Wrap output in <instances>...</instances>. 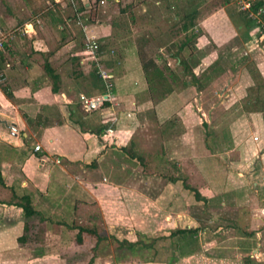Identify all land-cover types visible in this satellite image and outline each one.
Returning <instances> with one entry per match:
<instances>
[{
    "label": "crops",
    "instance_id": "obj_1",
    "mask_svg": "<svg viewBox=\"0 0 264 264\" xmlns=\"http://www.w3.org/2000/svg\"><path fill=\"white\" fill-rule=\"evenodd\" d=\"M53 1L56 4L53 2L51 5H49L51 7L57 6L62 12H64L62 8L65 4L64 0ZM107 1L109 3L111 0ZM114 1H116V4L120 5L121 14H125L128 10L132 11L129 26L125 27L122 24V22L127 21H120L114 18L110 22H102L97 31L91 30V33L98 37L101 42V47L103 46L104 49L103 53L100 51L101 53L97 61L93 58H84L83 55L85 53L86 32L83 29L84 39L82 40V43L79 42V37L76 34L78 27L77 23L75 24L73 21H71L70 17H66L67 13H64L63 15L65 17L64 22H54L51 18H49L48 15H45L41 12L36 14L33 9L34 5L32 2H30V0H18L15 2V9L17 11L14 13H11L9 9L5 10L3 13L4 16L2 17L3 19L1 20L3 23L0 22V36L4 35L6 39L9 36V38L5 42V45L7 44V46H4L3 48V52L5 53V63L3 64L2 72L4 73L3 83L12 93V96L10 97L6 94L0 82V131L4 129V135L9 137L6 138V136H0L1 162L4 163L5 160L9 159L8 161H10L12 165H21L31 162L37 164L38 167H45V164H47V166H53L59 164L62 160L61 154L58 153L56 149H58L60 146H62L61 144H63L65 147L64 149H67L69 153L67 157L70 158V162L80 161L82 158V163L89 165V161L92 157L97 155L99 156L101 153L103 154V152L107 150V144L109 141H105L100 135H98V133L95 131H90L87 128H96L97 125L102 124L106 131V133L103 135V138L105 139L108 136L109 127L113 129V132L120 130H122V132H129V139H131V145L129 146H132L135 149V147H138L137 141L141 140L139 137L140 132H144L147 127L151 126L150 123L152 122L154 125H157L160 128V132L162 133L161 135L163 137V143L161 144V149L164 153L162 163L164 165H171L176 168V174L179 176L178 182L185 178L184 176L181 177L183 164L179 159L174 160L169 157L170 149L176 150L178 148L177 151L180 152L178 157H184L185 160V154L187 150H190V154L192 155L191 159L194 162V170L198 169L203 179L207 178L204 176L202 169V165H204L203 162L211 161V164L214 163L216 166V173L218 175L216 176L217 179L214 181L215 187L211 189V196L209 197L201 189H198L200 194L206 198V201L204 199H200V202L204 201V204L208 206L210 205L209 203H212L213 205L214 202L222 204H214L213 207V210L215 211L214 213L219 214L212 215L213 222L217 224L216 227L218 226L219 220L224 217L228 220V227H237L243 233V236H240L241 239L239 241L227 240V242L224 243V245L227 247V252L231 251L228 249L239 248L241 246L242 249L255 253L257 252L261 255L257 260H254L253 253L249 252L244 259L245 264H250L246 262V259L249 257L251 260H253V264H260L262 262L261 259L264 260V249H262V246L264 245V186H261V183L257 180L253 181L254 189H251L250 191H260L258 194L259 203L257 204L259 206H254L255 211L254 209L250 212L245 211L246 214H251V218H253V220L254 218H257L255 219L256 221H253L255 225L250 226V224H240V222H238L239 217H236V215H228L236 214L238 212L237 204H241V202L244 200L243 198L249 195V190L247 189L246 184L243 185L245 182H241L247 180V178L256 172V165L264 166V111L260 109L250 110L247 109L246 106V110L244 109L242 111L240 109L241 105L239 106L241 101L246 102L248 90L251 85L254 84V79L251 77V75L248 76L246 82H243L244 89L232 93L229 92L231 87L229 84L232 80V78L229 77L226 82V85L229 86V90L225 92L224 96L220 95L213 97V99H218V103L215 105L211 104L209 108V105L207 106L204 101L206 95L205 91L209 87L198 89L197 86L190 84L189 88H180L174 90L173 92L164 95V97H158V95L153 96L151 94L146 95L145 92L152 89L150 88V83H152L154 80L149 82L146 78L145 72L141 71L140 67L142 66L143 69V62L142 59L140 60V58H138L137 54L139 50L140 52H142V50L148 51V47H150V45L152 46V42H150L152 36L150 37V34L144 32L141 28L137 20L139 16L135 10L139 7L145 11H147V9H150L151 11L153 7H148V5L151 4L150 0H128V2H125L124 4L122 3L123 0ZM9 2L11 1L9 0ZM160 3V0H156V4ZM17 5H20V8L17 9ZM166 7L168 11H170V6L168 4H166ZM171 7L173 6L171 5ZM223 7L224 9L218 10L209 16V18L212 19V23L208 28V32L210 34L207 32L206 33L207 35L211 36V42L220 45L219 47L227 46L226 50L234 56L236 55V51H244L246 48L251 47L248 54L251 59L255 61L264 78V36L258 30L259 24L256 23L255 26H252L248 31H242V28H244L243 25L236 27L232 22L227 9L225 6ZM24 9L25 12L22 13ZM182 9L183 8L181 7L178 8L177 12L175 13L168 12L169 18L175 23L179 22L181 19L180 13ZM28 12L31 13L29 14ZM35 16L37 17L35 21L27 22V20H31L32 17ZM13 19L17 20L20 25H22L24 22H27V27H24L23 30L21 29V31H17V37L20 41L23 42V40H25V42L29 43V48L28 46H25V44L17 42L13 32L5 31V21L8 20V22H10V20ZM37 21H39V23L41 22V25L44 24V30L39 29L38 25H41L36 23ZM196 21L198 22L194 28L196 29L195 31H199L197 27H199L201 22L204 20L201 15H198L196 17ZM122 28L125 29V31H129L131 36L135 37V42L131 41L130 47L126 48V54H132L134 55V58H137L133 61V63H128L127 66L125 64L126 61H123V59L120 58V61L116 63V65L108 67L106 62H102L101 59L106 57L107 54L117 52V46L115 47L114 45L116 44L113 42H115V38L118 37V30L124 31ZM180 30L181 29H178L179 32ZM194 33L197 36L196 32ZM181 34H183L184 40L177 43V48L183 51L184 47L187 46L188 42L190 41V38H187L186 31L181 30L179 35ZM25 35H28V38ZM144 36L149 40L146 45L143 46V44H140L139 37ZM262 37L263 40H261ZM186 39H188L187 44L184 47H181L180 44ZM255 40L258 41V43L255 44ZM56 41L58 43L52 47V43L54 45V42ZM168 45L169 43L167 45H160L159 51H166V53L169 54L170 51L168 49ZM138 48L139 50L137 51ZM60 54L62 55V59L65 56V59L67 60L66 62H71L70 67L67 68L65 73L60 72L54 63ZM92 60L98 62L99 65L107 69L114 77L113 80L115 79V89L113 90V99L111 101H106L105 107L103 109L94 110L87 113L79 104L80 94H86L87 91L85 87L80 88L76 83V81L79 80L77 74L81 72L79 70L77 71L76 68H80L82 66L85 69L88 68L87 70H83V72L87 74L90 70ZM139 60L141 61V66H139L138 63ZM48 63H50L52 67L61 74L62 87L60 91H54L52 88L54 80L47 70L46 65ZM201 64L202 63L198 62V64L193 66L191 63H188L186 66L191 65L194 71L197 74H200V70H197L196 68L198 67L202 70L204 65ZM240 67L237 65L233 72H237L238 68L240 70L242 68ZM229 68L230 69L227 68L224 73L217 76L213 80L212 84L220 82L222 77H226L225 75L229 74L230 71L233 70L232 67ZM243 68L247 71L245 66ZM120 69H122L125 73L119 74ZM174 74V71H169L168 74L163 76V80L171 78V75ZM81 76H85V74ZM182 78L183 77L181 76V79ZM121 82L129 83L131 89L128 87L122 89L119 86ZM191 89L195 90V93L192 95V97L197 105V110L194 111V113L189 112L186 109L189 99L187 94ZM99 94H102V92L96 91L95 93H92V95ZM71 108H76L78 112L85 118V122L82 125H77L71 118L69 111ZM200 111L204 116L206 115L209 117L210 120L206 119V121H209L208 123L212 121L214 122L211 127L209 126L210 128H202L200 124L203 123L204 120L200 115L198 116L199 121L197 120L195 112L200 113ZM216 111H219L217 116L214 115ZM173 116L176 117V119L174 118L173 120H170ZM44 121L48 122V124H44ZM168 121L171 123L169 128H167V124L169 123ZM183 125H185V128L180 127ZM220 125H222V128H218ZM6 128H13L10 130V134H8V131L5 130ZM30 128H35L33 129L35 133ZM36 128H40L39 132ZM68 128L70 129L68 130ZM254 136H258V140H255ZM25 137L35 139L36 144H40L42 149L39 151L34 149V153L32 155L20 162L17 161L16 154L11 152L10 149L20 148L23 146L26 142ZM118 142L120 141L113 140L111 143L115 144ZM120 143L122 144V142ZM112 144L108 145L112 146ZM35 145L30 144L31 147H35ZM97 149L99 151L98 153L93 152L97 151ZM220 149L223 151H220ZM238 149L245 150L246 158L248 155L252 156L258 153L257 159L255 160V166H253L250 170V175L247 174V170H245L246 168H236L239 166H237L236 159L232 158L231 155L235 150ZM195 150H203V154H200V156L199 153L194 154L193 152ZM206 150L209 151L207 152ZM165 154L168 157L167 159L165 158ZM57 158L60 159L59 162L56 161ZM47 159L49 160V163H43V161L46 162ZM130 160H132V158ZM1 170L2 173H4V169L1 168ZM84 171H87V169L84 168ZM221 173H225L224 176H222ZM176 174L174 176H177ZM167 175L169 174H165V176ZM75 177L78 178L77 175H75ZM169 178L170 175L168 176V179ZM21 179L22 180L19 183L21 184V189L29 190L35 198L36 192L29 188L30 185L34 186L32 181L30 182L28 179L23 180V178ZM114 180L116 182V186L123 187L121 180ZM56 181L58 180L56 179ZM68 182H70V174H64L63 177H61L60 185L57 186V188H62V191L57 192V190H53L52 187L48 185L49 188L45 194L50 196L53 195L55 198H60L61 196L58 194L64 193L63 191L68 190ZM13 185L18 187V182ZM170 185L171 184L168 183V187L162 192V194L168 197V199L174 200V198L181 197L185 194L183 191H179L178 193L173 192V190L170 188ZM252 197H254V195ZM2 201L6 200H0V203H2L4 206L18 207L16 205H8V203ZM170 204L171 201L167 205L168 210L166 211L172 214H178L174 212L181 211L180 208H174ZM18 208L21 209L20 207ZM223 214H227V216H223ZM195 221L196 219L192 218L187 223V226H197ZM181 226L182 225L177 224V226H174L172 229ZM20 227L21 230L24 229V223L21 224ZM198 227L202 228L203 226ZM204 228L206 229L207 226ZM1 235L2 237H7L8 231L4 229ZM20 235L21 233L19 236ZM207 243H214V245L215 243L221 244L219 243L217 236H211ZM215 250L216 249L214 247V251ZM214 251H212L213 255L211 257L206 258V260L209 262L208 264H219L220 261L224 260H228V264H233L235 261L239 260V258L236 257L238 254H235V251H233V255L235 254V256L228 253L227 256L229 257L221 256ZM201 253L202 252L199 254V251L194 250L187 253L188 255L183 256L178 253L176 256H174V258L177 257L178 259L175 258V260L177 259L178 261L196 260L197 264H201ZM240 253L239 255L242 254ZM206 260L204 258L202 263L206 264L204 263L207 262ZM149 263L135 261L130 264ZM151 264L165 263L153 262Z\"/></svg>",
    "mask_w": 264,
    "mask_h": 264
},
{
    "label": "rangeland",
    "instance_id": "obj_2",
    "mask_svg": "<svg viewBox=\"0 0 264 264\" xmlns=\"http://www.w3.org/2000/svg\"><path fill=\"white\" fill-rule=\"evenodd\" d=\"M10 1L13 3V7L10 12L14 13L17 11L15 9V2L18 0ZM83 1L87 3L89 0ZM160 1V4H156V0H150L151 4L148 5V7H153L151 11L150 9L145 11L139 7L135 10L139 16L137 20L141 28L144 32L150 34V37L152 36L150 39L152 46L150 45V47H148V51H146V54H143V56L147 58L150 55H155L158 61L164 60L165 58L170 65L171 70L169 71H174L175 75L179 77L180 82L175 87L176 90L180 88H189L190 83L186 84L183 81L185 80L183 70L186 67V64L191 63L194 66L198 64V62L202 63L201 65H204V68L207 69L206 73L208 74L213 70L210 65L219 58L220 52L227 51V46L219 47L220 45L211 42V36L207 35V33H209L208 28L212 23V19H210L209 16L218 10L224 9L223 5L221 4L222 0ZM30 2H32L34 5V8H38L45 4L51 5L54 1L30 0ZM125 2L127 3L128 0L122 1L123 4ZM166 4L170 6V11H168ZM171 5L173 7H171ZM7 6L8 5L6 3H2L0 0L1 23H3L1 21L3 19L2 17L4 16L3 13L6 9H8ZM16 7L18 9L20 8V5H17ZM180 7L186 9L188 12L194 8H198L199 15H201L204 20L201 22L199 27H197L199 31H195L196 29L194 28L186 32L188 35L190 33L196 32L197 41L196 43H193V45H195L193 49L190 48L187 50L188 52L185 50L186 53H183L184 55H188L184 63L177 62L176 60L172 59L166 53V51H159L160 45H167L171 41L179 42L184 40L183 34L179 35L181 32V30L180 32L178 31L179 22L175 23L168 16L169 13L177 12V9ZM23 12H25V9L22 11V13ZM131 13L132 11L128 10L125 14H121L120 5L116 4V1L111 0L108 3L106 0L105 3H100L97 11L92 14L95 17V21L85 24L87 25L88 31H97L102 22H110L114 18L120 21H127L129 23ZM36 18V16L32 17V19L27 20V22L35 21ZM27 22H22L23 24L20 25V23L15 19L10 20V22L7 20L5 21L6 28L4 29L6 32H13L15 40L19 43L25 44V46H28L29 48V43L25 42V40L22 42L17 37V31H21V29L23 30L24 27H27ZM36 23L41 25V22L39 23V21ZM38 27L40 30L45 29L44 24L41 26L38 25ZM260 27L261 26L258 25L259 31ZM123 30L124 31L118 30V37H116L115 42H113L116 44L114 46H117V52L111 53V56L114 57L113 55H115L123 59V61L125 60V64L127 66L128 63H133V61L137 58H134V55L132 54H126V48L130 47L131 41L135 42V37L131 36L129 31H125V29ZM25 36L28 38V35ZM8 38L9 36L7 39ZM261 40H263V37ZM190 41L188 43H190ZM57 43L58 42L56 41L54 42V45L52 43L51 46L53 47ZM256 43H258V41L255 40V44ZM250 48L251 47L246 48L244 51L240 50V52H238L239 50L236 51V55H232L230 57V61L227 63L229 64L233 58L238 56L240 57L243 54H248ZM138 50L139 48L137 51ZM150 51L153 52L151 53ZM189 52L192 53L189 55ZM226 54H229V52L227 51ZM83 56L84 58L88 59L92 58L89 53H84ZM137 56L140 58V60H143L140 50ZM140 60L138 62L139 66H141ZM66 61L67 60L65 59V56L62 59L61 54L54 61L58 70H60L62 73H65L67 68L70 67L71 62ZM240 66L241 65H239V67ZM241 67V69L239 70L238 68L237 72L235 73L233 72L234 70H231L229 74L225 75L226 77H222L220 82L213 83L211 86H209V88L205 91L206 95L204 98L205 104L207 106L209 105L208 108L211 106V104L215 105L218 103V99H213V97L220 95L224 96L225 92L229 90V86L226 85L229 77L232 78L231 83L229 84L231 86L229 92L234 93L244 89L243 82H246V79H248L250 73H248V70L246 71L243 68L244 65ZM140 68L141 71H144L142 66ZM76 69L77 71H83L87 70L88 68L85 69L82 66ZM196 69L200 70L201 73V69L198 67ZM169 71H166L165 74H168ZM121 73L125 72L120 69L119 74ZM165 74L163 76H165ZM163 76L156 78L152 83H150V88H156L157 86H160V83L164 78ZM181 76L183 77L182 79ZM77 77L79 80H83L87 83V80L84 79L85 76H81L79 73L77 74ZM113 85H115L114 81ZM119 86L122 89L125 87L131 89L130 84L127 82H121ZM151 90L146 91L145 94H151L153 96L157 94V92L151 93ZM194 93L195 90L191 89L187 94L189 99L186 109L192 113L197 110L196 102L192 97ZM262 94L264 95V90ZM246 103L247 102L245 101H241L239 104V106L241 105L240 109L242 111L245 109ZM260 104L261 103H257L258 106ZM255 109L259 110V108ZM218 112L219 111H216L214 115L217 116ZM199 115L203 117L204 120V122L200 124L202 128H210L211 125H213L214 122L212 121L208 123L209 121H206V119L210 120L209 117L206 115L204 116L201 111L200 113L195 112V116L198 121ZM174 118L176 119V117L173 116L170 120H173ZM150 124L151 126L147 127L144 132H140L139 137L141 140L137 141L138 147H135L136 152L145 158V163H141L137 159L130 160L131 158L129 155L122 150L123 145H131L129 132H122V130L117 132L115 131L113 133L109 132L105 139V141H109L108 144L110 145L112 144L111 142H113V140H118L122 142V144L120 142L115 143L114 147L107 144V150H105L103 154L101 153V156L97 155L92 157L89 161V165L86 163L83 164L81 161L82 158L80 161L70 162V158L67 157L69 153L67 149H64L65 147L63 144H61L62 146L56 149L58 153L61 154L62 160L59 164L53 166H47V164H45V167H38L37 164L31 162L21 165H12L10 161H8L9 159L5 160L4 163H2L0 159V167L4 169V173H2L0 179V200L11 199V185L18 182V186L20 187L21 184L19 183L22 180L21 178H23V180L28 179L30 182L32 181V184H34V186L30 185L29 188L36 192L35 202L37 207L43 213L45 212L48 218L46 219L47 221L40 219V217L37 215L29 218L31 221H33L34 226L32 230H30L28 239L23 242L18 240L19 234H23L24 232V229L21 230L20 227V225L23 224L24 220L26 219L23 209H19L18 207H7L0 203V264H130L135 261H142L146 263L150 262L149 264L153 262H161L165 264H197L196 260L178 261L177 257H175L177 258L176 260L174 258V256H176L178 253H180L181 256L188 255L187 253L191 252L190 249L192 248L193 244L185 245L184 251L181 253L180 251L178 252L177 249L175 250L173 244L169 242L170 240H162L161 245H159L161 249L159 253L156 254L154 247H140L138 250H132L127 244L121 245L120 243V241L124 238H127L128 240H138L152 239L162 236L163 234L168 235L173 230L172 228L174 226H177V224L182 225L183 227L187 226V223L192 218L196 219L195 222L197 226H203L202 228L200 227L201 229L198 234L199 244L197 249H195L196 251H199V254L202 252L200 256L201 264H203L202 260H204V258L206 260L207 257H211L213 255L212 251H214V247L216 249L214 252L225 257L228 253L233 255V251H235V254H238L236 257H238L239 260L235 261L233 264H245L244 259L249 252L253 253V259L257 260L258 257L261 256L260 253L242 249L241 246L239 248L228 249L231 251L227 252V247L224 245V243H226L227 240L239 241L243 236V233L237 227H234L235 229L228 227V220L224 217L219 220L218 226L216 227L217 224L213 222L212 215L219 214L214 213L215 211L213 210V207L214 204H222L214 202L213 205L212 203H209L210 205L208 206L204 204V201L200 202V200H197L195 197V192L185 186L184 182L197 189H201L208 197L211 196V189L215 187L214 181L217 179L216 176H218L214 163L211 164V161L203 162L204 165H202V169L204 176L207 177L206 179H203L199 170H194V162L191 159L192 155L190 154V150H187L185 154L186 161L184 157H178V154H180V152L177 151L178 148L176 150L170 149L169 157L174 160L179 159L182 162L183 170L181 171V177H185L179 182H170L168 176L175 175L177 170L171 165H164L162 163V158L164 156V153L161 149V144L163 143V137L161 135L162 133L160 132V128L157 125H154L152 122ZM170 125L171 123L169 122L167 124V128H169ZM180 127L185 128V125ZM218 128H222V125H220ZM11 129L6 128L5 130L8 131V134H10ZM30 129L33 130L35 128ZM36 129H38L39 132L40 128ZM69 129L70 128H68V130ZM3 132L4 129L0 131V136H6V138H9L7 135H4ZM30 144L35 145L36 140L30 139ZM206 151L208 152L209 150ZM220 151L223 150L220 149ZM93 152L98 153L99 151L97 149V151ZM193 153H199L200 156V154H203V150H195ZM245 155V150L238 149L235 150L231 156L237 161V166L239 167L236 168L244 167L246 168L245 170H247V174L250 175V170L253 166H255V160L257 159L258 153L252 156L248 155L247 158ZM165 156L167 159L168 157L166 154ZM43 163H49V160L47 159V161H43ZM84 168H86L87 171H84ZM255 170L256 172L252 176L241 182H245L243 185L246 184V187L249 190V195L243 198L244 200L241 202V204H237L238 212L236 214H228L229 216L236 215V217H239L238 222L243 225L250 224V226H253L255 225L253 221L257 219L254 218L253 220V218H251V214L249 215V213H245V211L250 212L253 209L255 211L254 206H259L257 204L259 203L258 194L260 191H250L251 189H254L253 181L257 180L261 183V186H264V166L256 165ZM68 173L70 174V182H68L69 186L67 187L68 190L63 191L64 193L58 194L61 196L60 198H55L53 195L50 196L45 194L49 186L52 187L53 190L61 192L62 188H57V186L60 185L61 177H63L64 174L69 175ZM167 173L169 175L165 176ZM221 174L224 176L225 173ZM75 175H77L78 178L75 177ZM56 179L58 181H56ZM114 179H119V181L121 180L123 187L116 186ZM168 183L171 184L170 188L173 190V192L178 193L179 191H183L185 194L181 197L174 198V200L168 199V197L162 194L163 190L168 187ZM253 195L254 197H252ZM170 201V205L172 207L181 209L180 212L175 210L176 212L174 213L178 214H172L166 211L168 210L167 205L170 203ZM223 216H227V214H223ZM66 222H69L71 225H73L74 229L67 227ZM94 222L97 224L99 234L104 235L105 238L99 242L98 245H96L97 238L88 232H84L83 240L79 241L76 237L78 231L77 226L80 224L92 225ZM205 226H207L206 229L204 228ZM4 229L8 231L7 237H2L1 235ZM211 236H217L219 243L221 244L215 243L214 245V243H207ZM262 249H264V245L262 246ZM239 253L241 255H239ZM235 254L233 256H235ZM261 260L262 262L260 264H264V260ZM204 263L208 264L209 262L207 261ZM219 264H228V260L220 261Z\"/></svg>",
    "mask_w": 264,
    "mask_h": 264
},
{
    "label": "trees",
    "instance_id": "obj_3",
    "mask_svg": "<svg viewBox=\"0 0 264 264\" xmlns=\"http://www.w3.org/2000/svg\"><path fill=\"white\" fill-rule=\"evenodd\" d=\"M249 1V0H248ZM2 3H6L8 6L7 8L9 10L12 9L13 3L9 2V0H1ZM64 12L61 11L59 7H51L49 4H45L43 6H40L38 8H33L34 12L37 14L39 12L48 15L49 18H51L54 22L62 23L65 21V17L63 16L64 13H67L66 17H70V20H73V22L77 23V31L76 34L79 37V42L82 43V40L84 39V31L82 28V25L85 23H92L95 21V17L92 15L95 11H97L100 0H90L87 3L83 0H64ZM221 4L225 6L227 9L230 18L232 19V22L236 27H240L243 25L244 28H242V31H248L252 26H254L257 22L256 20L251 16L252 12H258L260 9H264V0H251V5L247 9H241L239 3L237 0H222ZM199 15V9L194 8L190 10L189 12L186 11V9H182L180 13V23H179V29L183 31H189L190 29H193L196 25V17ZM122 24L125 27L129 26L128 22H122ZM187 38H190L191 41L188 43V45L185 47L184 51L182 52L180 49L177 48L176 41H171L168 45V49L170 53L168 54L172 59L176 60L177 62H185L188 55H184L183 53L188 52L190 48H194L195 45L193 43H196V35L195 33H190L189 35H186ZM149 39L147 37H139L140 44L146 45ZM188 42V39H186L184 42L180 44L181 47H184ZM7 46V44L5 45ZM103 46L101 47V51L103 53ZM186 50V52H185ZM106 52V51H105ZM151 53L153 51H150ZM101 53V52H100ZM192 52H189L190 55ZM142 56L143 54H146V50L141 52ZM111 54H107L106 57L102 58V62H106V65L108 67H112L116 65L120 61V58ZM232 56L231 53L226 54V52H220L219 58L212 62L210 67L213 68L211 72L208 74L207 69L203 68L200 74H197L193 67L191 65L186 66L183 75L185 76V80H183L186 84H192L197 86L198 89H204L206 87H209L212 85L213 80L221 75L223 72L227 70V68L232 67L233 70L236 69L237 65H244L245 68H247L248 72L254 79V84L251 85V87L248 90V97L246 100V108L247 109H255L259 108L260 110L264 111V95L262 94L264 90V78L256 65L255 61L251 59V57L248 54H243L242 56H238L236 58H233V60L228 64L227 62L230 61V57ZM77 58V57H75ZM5 53L3 50L0 52V74L3 75L2 72L3 64L5 63ZM143 69L146 75L147 80L153 81L156 78L163 76L166 71L170 70L169 62L164 58V60L158 61L155 57V55H150L149 57L145 58L143 56ZM163 62V66H162ZM226 63V64H224ZM220 65V66H219ZM47 70L51 74L54 82L52 84V88L54 91H60L62 84H61V74L57 72L50 63L47 65ZM87 80V83L83 80H77L76 83L78 86L85 87L87 91V95H92V93H95L96 91H100L102 93H105L107 91V84L101 74L99 73V66L98 62L95 60L91 61V67L89 72L86 74L83 71L80 72V75H84ZM113 76L111 77L112 83H113ZM180 80L179 77L174 75H171V78L165 79L160 83V86H157L156 88H152V93L157 92L159 97H164L167 93L173 92L176 90V86L179 84ZM1 85L3 90L6 92L8 96H12V93L8 90L7 86L4 85L3 81H1ZM115 89V85H113L112 90ZM257 103H261L259 106ZM80 104V102H79ZM71 118L75 121L77 125H82L85 122V118L83 115H81L76 108L69 109ZM78 112V113H77ZM48 121V120H46ZM44 121V124H48V122ZM42 123L41 121H39ZM90 131H95L98 133V135L103 138L104 133H106L105 128H103L102 124H99L96 126V128H87ZM25 144L21 146L20 148H11L10 151L16 154L17 161H24L26 158H28L30 155L34 153V147L30 146V138L25 137ZM112 147H114V144H112ZM122 150L126 152L130 158H137L141 163H145V158L141 155H139L134 147L132 146H123ZM2 175V170L0 167V179ZM179 179V176L171 175L169 180L172 182H177ZM185 183V186L195 192V197L200 200L204 199L206 201V198L203 197L199 190L190 184ZM20 188V189H18ZM12 197L9 200L2 201L6 202L11 205H16L23 209L26 219L24 220V232L18 237V240L20 241H26L29 237L30 230H32L34 224L33 221H31L29 218L34 216H39L40 219L46 220L47 214L45 212L43 213L39 208L37 207L35 203V198L33 194L27 190V189H21V187H17L12 185ZM66 226L74 229V226L71 225L69 222H66ZM78 231H77V239L79 241L83 240V233L88 232L89 234L95 236L97 238L96 245H98L99 242H101L105 236L99 234L97 224L94 222L92 225H78ZM200 231V227L198 226H184V227H177L173 229L170 234L162 236H158L156 238L152 239H138V240H128L127 238H124L120 241L121 245L127 244L132 250H138L140 247L143 248H155V253L158 254L160 251L159 245H161L162 240H170L169 242L173 244L175 250L183 253L184 246L185 245H192L191 251H194L197 249L199 240H198V234ZM180 254V253H179ZM93 261V260H91ZM246 262L253 264V260L251 258H247Z\"/></svg>",
    "mask_w": 264,
    "mask_h": 264
},
{
    "label": "built area",
    "instance_id": "obj_4",
    "mask_svg": "<svg viewBox=\"0 0 264 264\" xmlns=\"http://www.w3.org/2000/svg\"><path fill=\"white\" fill-rule=\"evenodd\" d=\"M90 1V0H89ZM106 0H100V3H105ZM240 5L241 9H247L251 5V1L245 0H237ZM251 16L256 20V22L261 26L260 33L264 36V9H260L258 12H252ZM261 16L260 18H257ZM83 29L86 32V40H85V53H89L93 59L96 61L99 59L100 51H101V42L97 36L92 34L90 31L87 30V25H83ZM6 42V37L4 35L0 36V52L3 50ZM99 73L105 80L107 84V91L105 93L99 95H87V94H80L79 102L83 110L87 113L92 112L94 110H101L105 107L106 101H111L113 99V83L111 81L112 75L109 73L107 69L103 66L99 65ZM4 77L0 74V82L3 81ZM108 132H113L111 127L108 128ZM258 136H255L254 139L258 140ZM35 150L39 151L42 149L40 144H36L34 147ZM57 162L60 161L59 158L56 159Z\"/></svg>",
    "mask_w": 264,
    "mask_h": 264
},
{
    "label": "bare ground",
    "instance_id": "obj_5",
    "mask_svg": "<svg viewBox=\"0 0 264 264\" xmlns=\"http://www.w3.org/2000/svg\"><path fill=\"white\" fill-rule=\"evenodd\" d=\"M261 16H259V17H257V18H260ZM255 19V18H254ZM255 20H257V19H255Z\"/></svg>",
    "mask_w": 264,
    "mask_h": 264
}]
</instances>
